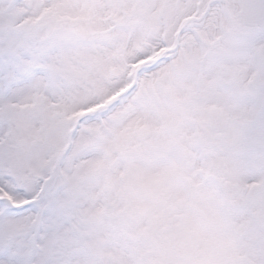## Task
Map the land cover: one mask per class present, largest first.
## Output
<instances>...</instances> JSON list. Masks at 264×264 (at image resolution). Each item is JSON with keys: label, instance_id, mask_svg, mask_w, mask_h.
Returning <instances> with one entry per match:
<instances>
[{"label": "snow or ice", "instance_id": "1", "mask_svg": "<svg viewBox=\"0 0 264 264\" xmlns=\"http://www.w3.org/2000/svg\"><path fill=\"white\" fill-rule=\"evenodd\" d=\"M0 264H264V0H0Z\"/></svg>", "mask_w": 264, "mask_h": 264}]
</instances>
